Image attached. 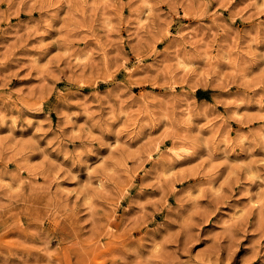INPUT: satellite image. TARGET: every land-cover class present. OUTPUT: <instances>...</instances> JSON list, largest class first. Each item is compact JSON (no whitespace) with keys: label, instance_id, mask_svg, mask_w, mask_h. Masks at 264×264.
Here are the masks:
<instances>
[{"label":"rangeland","instance_id":"obj_1","mask_svg":"<svg viewBox=\"0 0 264 264\" xmlns=\"http://www.w3.org/2000/svg\"><path fill=\"white\" fill-rule=\"evenodd\" d=\"M263 134L264 0H0V264H264Z\"/></svg>","mask_w":264,"mask_h":264},{"label":"bare ground","instance_id":"obj_2","mask_svg":"<svg viewBox=\"0 0 264 264\" xmlns=\"http://www.w3.org/2000/svg\"><path fill=\"white\" fill-rule=\"evenodd\" d=\"M264 135V134H263ZM262 137V136H261ZM264 139V138H263ZM178 157H180L181 158V156L179 155V154H176Z\"/></svg>","mask_w":264,"mask_h":264}]
</instances>
